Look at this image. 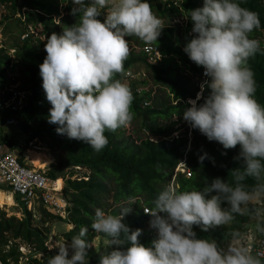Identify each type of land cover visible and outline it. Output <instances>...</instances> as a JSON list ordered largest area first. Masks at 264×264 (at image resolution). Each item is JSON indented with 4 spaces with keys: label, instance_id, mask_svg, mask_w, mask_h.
<instances>
[{
    "label": "clouds",
    "instance_id": "9594fccd",
    "mask_svg": "<svg viewBox=\"0 0 264 264\" xmlns=\"http://www.w3.org/2000/svg\"><path fill=\"white\" fill-rule=\"evenodd\" d=\"M72 3L71 14L78 15V21L46 38L47 55L39 65L51 105L48 122L58 125V134L100 151L108 144L106 131L115 133L134 119L133 92L117 78L130 54L126 37L151 44L164 26L148 0ZM105 8L101 22L97 17ZM187 18L193 27L184 52L203 67L206 79L196 99H186L183 119L224 149L239 145L245 167L231 171L232 183L215 178L206 179L201 190H184L179 183L163 187L148 213L150 227L156 231L150 246L139 241L141 229L123 223L134 202L122 205L118 215L96 208L91 228L110 238L109 250L99 254L98 264H264V251L253 254L239 231L228 232L233 242L223 247L193 230L195 226L208 232L232 224L236 215L252 214L258 222L250 231L264 235V209L248 208L252 201L264 198V105L255 98V74L249 64L251 57L264 53L261 42L251 35L261 28L259 14L242 7L239 0H203V6L189 10ZM205 89L207 96H203ZM247 178L255 183L246 185ZM87 233L88 227L82 226L70 244H57L47 264H88Z\"/></svg>",
    "mask_w": 264,
    "mask_h": 264
},
{
    "label": "trees",
    "instance_id": "16d2710c",
    "mask_svg": "<svg viewBox=\"0 0 264 264\" xmlns=\"http://www.w3.org/2000/svg\"><path fill=\"white\" fill-rule=\"evenodd\" d=\"M152 11L161 20L164 17L180 16L183 12L188 17L189 10L202 7L203 0H168L164 4L161 0H148ZM154 4H153V3ZM242 7L248 8L259 14L261 28L255 30L251 35L255 38L264 34V0H239ZM9 3L12 15L19 13L25 8L24 22H22L27 32L28 27L39 28L41 40L33 34H29L16 46L15 66L19 76L13 79L18 82L19 87L29 92L28 102L20 114L21 121L14 130H21L27 133L24 146L20 147V156L27 147L28 141L38 139L45 147L56 152L57 161L47 170L51 178H57L60 173L69 171L68 185L64 187V193L69 202L66 219L51 215L42 210L45 218H56L59 221L72 225V228L63 233L65 241L71 243V238L79 234L82 226L88 227V233L84 237L89 243L88 264H98L99 254L107 252L110 247V238L102 233L94 232L91 222L94 218L96 208L111 211L119 214L122 205L132 201L131 214L127 215L123 223L132 230L141 229L142 234L139 241L145 246H150L155 238L146 230L145 224L148 220L143 208L154 209L152 201L157 193L168 185L175 167L185 157V165L190 171V177L183 175L177 178V183L182 185L184 190H201L206 183L215 178H221L225 182L232 183L231 171L245 167L244 160L239 157L240 146L234 149H224L216 142L209 141L199 130L192 129L193 138L188 144L186 133L180 134L178 138H170L175 132L176 121H172L173 115L183 117L184 110L188 107L186 99H194L199 88L195 79L199 75L202 66L196 65L184 52L186 43L192 38L191 29L193 23L188 19L186 27L183 29V42H180L178 35H175L174 28L163 25L161 34L154 44L164 55L158 64H149L142 53L130 50L127 60L124 62V73L117 78L125 83V73L142 64L147 77L155 85L166 90V98L158 99L154 102V97L149 98L143 92L141 96L135 91L137 85H143L146 81L130 80L127 84L134 95L132 112L134 119L139 121V129L144 130L148 135L157 137L156 141L147 138L134 140L130 135H125L123 128L115 133L105 132L108 144L100 151L93 150L83 141L69 139L66 135L57 133L58 125L48 122L50 103L46 99L42 88V78L40 76L39 65L43 63L47 53L45 51L46 38L53 32L60 34L65 26L75 24L79 16L72 15L74 7L72 0H0V4ZM61 3L65 5L59 8ZM8 18V17H5ZM58 19L55 23L54 19ZM101 22L104 17H97ZM1 19V18H0ZM23 32V33H24ZM21 35V34H20ZM137 45L145 44L144 41L136 37H126ZM261 42V49H264V40ZM8 50L0 48V85L9 82L6 77L10 64ZM250 67L255 74L257 101L264 105V53L258 52L249 60ZM137 69V68H136ZM188 71L193 78L184 74ZM207 89L203 96H207ZM150 100L151 104L144 107L143 100ZM153 101V103H152ZM176 102V103H174ZM201 99L198 103H202ZM3 128H0L2 131ZM3 132V131H2ZM16 132H11L13 135ZM0 142L6 143L10 148L17 147V143L12 141L4 132H0ZM201 157L204 159L201 161ZM79 167L88 171V175L72 178L73 168ZM86 178V179H85ZM244 183L253 185L255 181L247 178ZM4 187L0 186V190ZM109 200V201H108ZM227 207V205H222ZM249 209L255 208L254 204L248 205ZM249 214L236 215L235 220L230 225L220 226L208 232H202L199 227L194 226V231L198 237L215 239L221 246L227 245L231 240L227 237L230 231L245 233L248 228L247 220ZM48 231L32 223L31 212L24 208L23 217L17 219L13 216L7 217L0 211V259L3 264H9L11 259L15 263L21 257L18 250L19 240L32 250L26 255L24 264H47V260L55 254L56 250H48L46 240ZM102 236L108 248L103 250L95 248L92 243L97 236ZM8 242H11L8 245ZM5 247L8 250L5 251ZM38 254H42L40 259Z\"/></svg>",
    "mask_w": 264,
    "mask_h": 264
},
{
    "label": "built area",
    "instance_id": "2783aa9c",
    "mask_svg": "<svg viewBox=\"0 0 264 264\" xmlns=\"http://www.w3.org/2000/svg\"><path fill=\"white\" fill-rule=\"evenodd\" d=\"M24 10L25 8L23 11ZM56 22L57 21L55 20V23ZM34 29L36 30V28ZM30 31L32 32L33 29L22 33L20 40L25 39L29 34H35L34 31L33 33H30ZM36 37L44 40V37L41 35ZM0 48H3L1 43ZM133 50H136L135 52L142 53L146 62L149 64H158L164 57L154 44L145 43L134 47ZM8 54L11 57V60H13L15 49H9ZM11 60L8 69L12 66ZM203 73L204 69L202 67L199 75L195 79L196 85L199 88L197 94L201 92L200 86L206 79ZM136 75V71L134 72L133 70H128L124 77L129 81H143V79H141L142 76L139 79ZM142 75H144V73ZM6 77L9 82L0 85V128H15L20 124V114L28 102L29 92L21 89L18 82H13V79L18 77L17 73L14 76H8L7 73ZM155 88L157 87L154 85L151 89L146 88L144 85H137L136 92L138 95H142L143 92H145L148 94L149 98H152ZM149 103L150 102L148 100H145L143 105L147 106ZM187 126L189 127V133L186 134V137L191 138V126L189 124ZM142 131L145 132L144 130ZM178 137L179 135L175 132L170 136V138ZM147 138L151 141H156L152 137ZM36 142H38V139L28 141V146L23 151L22 157L20 156V150H17L16 147L10 148L6 143L0 142V186L4 187V190L1 189V191H8L11 193L13 200L15 201V205L13 206H18V200L20 203H23L24 207L30 212L39 207L51 215L65 219L68 214L69 207V202L64 193V187L66 186L65 182L67 179L63 180L59 177L51 178L48 176L45 167L37 169L30 163L28 159V152L31 150L41 151L43 149L41 144L38 146L33 145V143L36 144ZM177 168H181L183 170L182 175L184 177H190V171L185 165V157L176 166V169ZM59 180L61 182L60 185H58ZM253 204L255 205V209H264V198ZM153 210L154 209L143 208L144 214L147 215L150 220L151 216L148 213ZM250 229L252 228H248L244 233L246 236L244 243H246V245L253 250V254L264 251V235L250 231ZM21 257L27 260L26 255H22ZM261 259L264 261V257H261ZM0 264H3L1 259Z\"/></svg>",
    "mask_w": 264,
    "mask_h": 264
},
{
    "label": "rangeland",
    "instance_id": "374dc122",
    "mask_svg": "<svg viewBox=\"0 0 264 264\" xmlns=\"http://www.w3.org/2000/svg\"><path fill=\"white\" fill-rule=\"evenodd\" d=\"M168 0H161V3H165ZM178 1V0H175ZM154 4V3H153ZM65 5V3H61L59 5V8H61V6L63 7ZM9 7V3L1 5L0 4V43L3 46V48H5L6 50H14L16 49V46L20 43V34H22L26 29L25 26L22 22H19L18 19L20 18L23 22H24V12L23 11L24 8H22L20 10L19 13H15L14 15H12V12L10 11ZM23 11V13H22ZM102 15L105 18L106 12L108 11L107 8L102 9ZM19 14V15H18ZM8 17V18H5ZM55 20L57 21L56 23H58V19L55 18ZM163 21V25L166 26H171L172 28H174V33L175 35L179 36V40L182 43L184 40V37L182 36L183 34V29L184 27H186L188 19L186 17V15L184 14V12L179 16H172V17H164L162 19ZM34 31V36H40V29L37 27L36 30L32 27H28L27 30H32ZM33 31L30 33H33ZM191 32L188 33V35ZM256 39H262L264 40V34L258 35L255 37ZM138 45L135 44L134 42L129 41V48L132 51H136L133 50L134 47H137ZM131 52V51H130ZM11 58V57H10ZM15 56L14 59L11 60V68L8 69L7 73L8 76H14L16 75V73L19 76V73L17 71V67L15 66ZM137 68V69H136ZM133 69V71L137 73V77L140 79L141 76L144 81H146V83L144 84V86L148 89H151L152 86L154 85L151 80L147 77V74L143 68L142 64H138L137 67ZM139 72V73H138ZM144 73V75H142ZM184 74L188 75L189 77L193 78V76L190 75V73L188 71H183ZM194 79V78H193ZM130 81L126 80L125 84H129ZM166 90H163L161 88H155V92H154V102H158V99L166 98ZM153 103V101H152ZM172 121H176V125L175 128L177 129L175 131L176 134L180 135L183 133L188 134L189 133V127L187 126L188 123L183 119V117H180L179 115H173L171 118ZM139 125V121L137 119H133L131 124L126 127L123 128L125 135H130L134 140L141 139L144 137V134L142 132V130L139 129L138 127ZM15 129V128H14ZM13 127H6L3 128L2 131L14 142L17 143V150H19L20 147L24 146L26 137L28 136L27 133H23L21 130H14ZM2 131H0L1 133H3ZM11 132H16L13 135H9V133ZM174 134V133H172ZM193 131L191 129V138H188V144L190 143L191 139L193 138ZM154 139H156L157 137H153ZM157 140V139H156ZM39 144H41L42 148L45 149L43 152L45 154H47V156H51L52 158V162L50 164H47L46 162L40 163V165L45 166L46 171L48 169H50L52 166L54 165L57 161V157H56V152L53 150L48 149L47 147H45V144H43L40 140H38V142L33 143V145L38 146ZM28 146V143H27ZM73 175L71 179H74L75 177H81L82 175H88V171H86L85 169H78V168H73ZM69 171H64L62 173H60L59 178L66 180L69 177L68 174ZM183 170L181 168H177L175 167L174 173L170 179V181L168 182V184L170 183H177V178H179V176L182 175ZM4 190V189H3ZM8 192V191H5ZM10 193V192H8ZM5 194L0 192V205H3L2 207L0 206V211H3L5 213V215L7 217L13 216L17 219H20L23 217V211H24V205L23 203H20L18 200V206H11L10 201L6 200L4 198ZM259 200H254L252 201L249 205L253 204V203H257ZM109 201V200H108ZM15 202V201H14ZM5 205V206H4ZM249 208V207H248ZM255 209V208H253ZM106 214H112V215H116L115 212H113V210L111 211H107ZM31 215H32V223L38 227L44 228L48 231V237L46 240V246L48 250H55V246L57 244L60 243H65L67 241L64 240L63 238V233L69 231L72 228L71 224H68L66 222H61L56 218H48V220L45 218V221H42V217L43 213L41 208H35V210L31 211ZM67 217V216H66ZM66 219V218H65ZM150 220H148L145 224V228L147 231L150 232V234H153V236H156V231L154 229H152L150 227ZM257 218L252 215L249 214V218L247 220L248 223V227L253 228V226L257 223ZM18 243V250L21 253V255H27L31 249V247H29L27 244L16 240ZM233 241L229 242L227 245H225L224 247H227L230 243H232ZM11 242H8V245H10ZM69 243V242H67ZM70 244V243H69ZM92 245L95 248H102L103 250H106L108 248L107 245H109V243H107V241L100 235L97 236L96 238L93 239V243ZM8 250V247H5V251ZM40 257H42V254H38L37 258L40 259ZM25 263V259L23 257H19L18 261L15 263L14 261H12L11 259L9 260V264H24Z\"/></svg>",
    "mask_w": 264,
    "mask_h": 264
},
{
    "label": "bare ground",
    "instance_id": "6f19581e",
    "mask_svg": "<svg viewBox=\"0 0 264 264\" xmlns=\"http://www.w3.org/2000/svg\"><path fill=\"white\" fill-rule=\"evenodd\" d=\"M189 107H190V105H189ZM44 150L45 149H42L41 151H32L31 150L28 152V159H29L30 163L37 169H41V168L45 167V166H42L45 164L40 165V163L46 162L47 164H50L52 162L51 156H47V154H45L43 152ZM60 184H61V182L59 180L58 185H60ZM0 192L5 194L4 198L6 200L10 201L11 206L15 205V202L13 200L11 193L1 191V190H0ZM0 206L2 207L3 205H0Z\"/></svg>",
    "mask_w": 264,
    "mask_h": 264
},
{
    "label": "water",
    "instance_id": "95a60500",
    "mask_svg": "<svg viewBox=\"0 0 264 264\" xmlns=\"http://www.w3.org/2000/svg\"><path fill=\"white\" fill-rule=\"evenodd\" d=\"M152 3H153V2H152ZM65 184L68 185V182L66 181Z\"/></svg>",
    "mask_w": 264,
    "mask_h": 264
}]
</instances>
